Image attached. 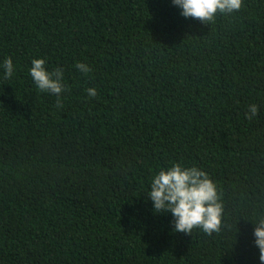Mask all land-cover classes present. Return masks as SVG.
Listing matches in <instances>:
<instances>
[{
  "label": "trees",
  "instance_id": "trees-1",
  "mask_svg": "<svg viewBox=\"0 0 264 264\" xmlns=\"http://www.w3.org/2000/svg\"><path fill=\"white\" fill-rule=\"evenodd\" d=\"M181 11L0 0V65L14 64L0 68V264H261L264 0L208 23ZM37 58L63 70L61 107L29 74ZM177 162L215 182L218 232L154 213L151 181Z\"/></svg>",
  "mask_w": 264,
  "mask_h": 264
},
{
  "label": "clouds",
  "instance_id": "clouds-1",
  "mask_svg": "<svg viewBox=\"0 0 264 264\" xmlns=\"http://www.w3.org/2000/svg\"><path fill=\"white\" fill-rule=\"evenodd\" d=\"M175 6L182 9L185 18H196L203 23L212 22L219 15H232L239 12L243 0H172ZM76 67L82 73L91 71L85 63H77ZM0 68L4 78H11L14 64L10 57L5 58ZM29 74L35 86L41 92L55 94L57 107H61V94L66 91L62 83L63 70L56 68L49 72L44 59H33ZM89 97L97 96V89H86ZM259 114L257 104H249L245 117L252 121ZM148 198L154 205V213L170 212L174 217V231L190 234L194 229H200L206 235L218 232L222 223L223 205L219 200L217 187L210 175L196 166H184L174 163L168 168H161L154 175ZM255 245L259 248V259L264 264V218L255 223Z\"/></svg>",
  "mask_w": 264,
  "mask_h": 264
}]
</instances>
